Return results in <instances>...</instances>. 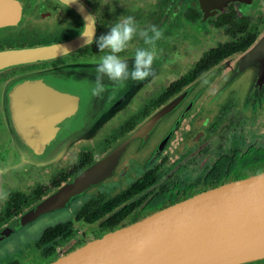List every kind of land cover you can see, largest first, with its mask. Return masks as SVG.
Masks as SVG:
<instances>
[{"label": "flooded vegetation", "instance_id": "af4514ba", "mask_svg": "<svg viewBox=\"0 0 264 264\" xmlns=\"http://www.w3.org/2000/svg\"><path fill=\"white\" fill-rule=\"evenodd\" d=\"M127 16H133L141 29L155 25L163 30V39L156 45L154 75L136 87L129 88L134 84L126 82L121 105L107 121L99 147L67 149L65 144H53V149L64 150L60 159L44 169L20 166L38 171L31 170L28 177L22 176L26 170L19 177L12 170L8 173V167L15 165H7L8 152L17 148V142L0 138V231L95 164L142 121L183 93L153 130H160L164 120L177 115L170 135L166 131L158 138L144 162L138 161V153L124 160L130 142L106 179L0 237V264H16L6 256L25 244L36 261L49 264L178 202L264 172L251 170L247 175L238 172L242 166L234 168V163L246 161L257 167L264 161L260 96L255 95L248 110L244 109L236 102L235 90L222 94L233 84L225 79L228 70L210 75L220 63L246 53L264 32V0H0V51L64 46L54 57L8 67L0 76L7 75L3 79L9 80L98 63L105 53L86 41L106 34ZM144 47L148 46L143 40L134 37L119 56L134 58L136 49ZM236 66L241 68L239 63ZM150 134L139 139L145 142ZM114 173L116 178L111 180ZM45 219L52 222L46 224ZM34 224L38 229L28 232ZM8 240L12 241L6 248L9 253H3ZM248 264H264V260Z\"/></svg>", "mask_w": 264, "mask_h": 264}, {"label": "water", "instance_id": "95a60500", "mask_svg": "<svg viewBox=\"0 0 264 264\" xmlns=\"http://www.w3.org/2000/svg\"><path fill=\"white\" fill-rule=\"evenodd\" d=\"M63 49V45L57 44L0 51V72L54 57ZM256 55L264 59V32L240 56L238 63L246 66ZM122 60L131 68L134 58ZM97 64H81L54 73L21 75L3 83L0 94L3 134L8 131L10 134L6 138L17 142V148L8 155H21L22 164L30 162L38 166L60 159L64 150L58 154L53 144H65L69 149L82 141L96 142L113 111L121 105V97L128 86H117L105 77V93L102 97H93L90 89ZM183 96V93L177 95L152 113L95 164L2 229L0 237L106 179L126 146L152 133ZM172 128L166 135H170ZM262 260L264 172L178 202L87 242L49 264H248Z\"/></svg>", "mask_w": 264, "mask_h": 264}, {"label": "rangeland", "instance_id": "374dc122", "mask_svg": "<svg viewBox=\"0 0 264 264\" xmlns=\"http://www.w3.org/2000/svg\"><path fill=\"white\" fill-rule=\"evenodd\" d=\"M255 45V44H254ZM256 58L253 59V62L248 63L246 66L242 65V67L239 69L236 65L239 62L238 59H240V56L236 57V58H230L228 60H225L224 62L220 63L212 72L210 75L216 74L217 72L221 71L223 72V70H228V73L225 72V79L229 80V84H231L230 86L226 87L222 94H224V92L226 90H235V97H236V102H238L239 104L242 105V107L244 109L248 110V106H250V104H248V102H250V100L252 98L255 97V95H259V101H258V105L260 106V104H264V59L263 56H259L256 55ZM126 59V58H124ZM234 59H237L234 61ZM242 63V62H241ZM259 74H261V77L259 78ZM7 75H1L0 76V89L3 86V83L6 82L7 79H3L6 78ZM14 78V77H13ZM1 108V105H0ZM248 116V113L247 115ZM177 117V115L172 116L171 118H167L166 120H164L165 122L162 124L161 127H159L160 130L156 129L155 131H153L150 134V139L146 140L145 142L138 139H134L130 144L129 147L124 155V160L128 157H133L135 156L136 153H138L141 157L138 159L139 162H144L147 157L150 155V151L152 150V148L154 147L156 141L158 140V138L163 135L166 131L169 130V128H171V124L173 122V120ZM224 123H226V119H224ZM260 122L259 125H262ZM247 125V123H245ZM245 125V126H246ZM264 125V123H263ZM242 127H244L241 124ZM3 128H4V121L2 120V115L0 114V138L2 136H8V134H10L8 131H5L3 134ZM167 133V132H166ZM211 133H214V131H211ZM106 135V125H105V130H103L102 132L99 133V136L96 138V142L93 141L92 144H88L86 143V141H82L79 142L75 148H80V147H87V146H94L99 147L100 146V142L101 139ZM0 146L1 142H0ZM74 148V149H75ZM72 149V148H71ZM62 151H59L58 154H60ZM252 152V150H251ZM152 154V153H151ZM122 159L121 162L124 161ZM22 159H21V155L19 156H15L13 155V153H11L10 155H8V159L6 161L7 165H12L15 164L13 167H8L9 171L8 173L12 170L13 172H15L14 174L19 177L23 174V171H25L26 169L24 168V170H21L20 166H27V167H43L42 169H44L47 165H49V162H46L44 164L35 166L33 164H31L30 162H24L22 164ZM55 160H53L52 162H54ZM51 162V163H52ZM240 169H237L238 172H244L247 175H250L252 173L251 170H257L260 171L264 166V161H260L259 165L256 166H250L248 164V162L244 161L242 164L240 163H234V168H238L241 167ZM259 167V168H258ZM12 168V169H11ZM47 168V167H46ZM31 170H33L34 172H38L34 169L31 168H27L25 175L22 176H29L31 174ZM6 173V174H8ZM115 173L112 175L111 180L115 179ZM116 181V180H115ZM105 186V184L103 183V187ZM66 217V215H65ZM52 222V220L49 219H45V223L46 224H50ZM28 232L29 231H36L38 229V224H34L32 225L30 228H28ZM24 233V232H23ZM10 240H8V242H6L1 249V252L3 253H9V250L6 249L9 245H11ZM15 244H18V242H16ZM30 246L27 244H25V246H21L19 247L17 250L15 249V251L9 253L7 256L9 260L15 259L16 260V264H40L38 261L35 260L34 256L32 255V251L29 248Z\"/></svg>", "mask_w": 264, "mask_h": 264}, {"label": "clouds", "instance_id": "9594fccd", "mask_svg": "<svg viewBox=\"0 0 264 264\" xmlns=\"http://www.w3.org/2000/svg\"><path fill=\"white\" fill-rule=\"evenodd\" d=\"M139 36L144 45L148 47L137 48L131 68L126 61L119 56ZM163 39V30L155 25L147 29L139 28L133 16L122 18L115 23L106 34H101L92 41L87 40L86 45L94 42L97 49L105 53L99 59L96 66L95 80L90 89L93 97H102L106 91L105 77L120 86L127 81H144L154 75L153 64L157 59L156 45Z\"/></svg>", "mask_w": 264, "mask_h": 264}, {"label": "crops", "instance_id": "0c3cea01", "mask_svg": "<svg viewBox=\"0 0 264 264\" xmlns=\"http://www.w3.org/2000/svg\"><path fill=\"white\" fill-rule=\"evenodd\" d=\"M140 82H141V81H137L136 83H132V84H134V85H130L129 88L132 87V86H135V87L138 86V85L140 84ZM129 88H128V89H129Z\"/></svg>", "mask_w": 264, "mask_h": 264}, {"label": "trees", "instance_id": "16d2710c", "mask_svg": "<svg viewBox=\"0 0 264 264\" xmlns=\"http://www.w3.org/2000/svg\"><path fill=\"white\" fill-rule=\"evenodd\" d=\"M262 33H263V32H262ZM262 33H261V34H262ZM146 119H147V118H146ZM125 138H126V137H125ZM262 261H263V260H262ZM257 262H258V261H257Z\"/></svg>", "mask_w": 264, "mask_h": 264}]
</instances>
